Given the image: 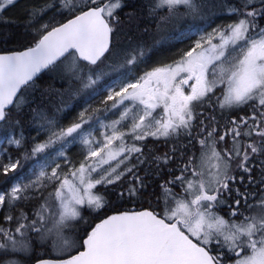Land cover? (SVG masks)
Here are the masks:
<instances>
[{"label": "snow or ice", "instance_id": "6c2138e0", "mask_svg": "<svg viewBox=\"0 0 264 264\" xmlns=\"http://www.w3.org/2000/svg\"><path fill=\"white\" fill-rule=\"evenodd\" d=\"M0 264H264V0H0Z\"/></svg>", "mask_w": 264, "mask_h": 264}, {"label": "trees", "instance_id": "16d2710c", "mask_svg": "<svg viewBox=\"0 0 264 264\" xmlns=\"http://www.w3.org/2000/svg\"><path fill=\"white\" fill-rule=\"evenodd\" d=\"M22 2H23V0H21V3H22ZM19 7H20V5H18L16 8L11 9V10L7 13V15H8V16H12L13 18L18 17V16L20 15V13H19ZM125 11H128V9H125ZM5 30H6V31H13V32L19 33V32H22V31H23V28L20 27L19 24H17V25H13V26H11V28H9V29H5ZM162 35H163V34H162ZM159 38H160V37H157V39H159ZM120 39H121V41H123V37H121ZM176 44L178 45V43L174 42V43L171 44V46H174V45H175L174 47H176V46H177ZM171 46H169V47L163 49V50H162V53L171 50ZM11 47H17V46H16V45H11ZM174 47H172V48H174ZM45 80L48 81V82H50V83L52 82V81L49 80L48 77H45ZM145 206H146V205H145ZM131 208H136L137 210H139V206H138V205H135V204H125V205L120 206L119 208H117V209H115V210H118V211H124V210H128V209H131ZM109 214H111V213H109ZM93 219H94V218H93ZM95 222H98V220H96ZM39 253L45 254L44 257H55V256H56V255L53 253V251H50V250H48V249H40V250H39Z\"/></svg>", "mask_w": 264, "mask_h": 264}, {"label": "rangeland", "instance_id": "374dc122", "mask_svg": "<svg viewBox=\"0 0 264 264\" xmlns=\"http://www.w3.org/2000/svg\"><path fill=\"white\" fill-rule=\"evenodd\" d=\"M222 22L223 21H219V20L217 21V23H222ZM172 43H174V42H172ZM191 43H192L191 41H185L182 43H178V45L176 44L177 45L176 47H174L175 45L171 46V50H169L167 52H163V55L171 57L180 50H186L190 46ZM172 47H174V48H172ZM156 58L157 57H153V60H155ZM185 90L187 91V89H185ZM112 118H115V117H112ZM33 134H35V133H33ZM221 214H223V213H221ZM53 253L55 255H57L54 251H53Z\"/></svg>", "mask_w": 264, "mask_h": 264}, {"label": "water", "instance_id": "95a60500", "mask_svg": "<svg viewBox=\"0 0 264 264\" xmlns=\"http://www.w3.org/2000/svg\"><path fill=\"white\" fill-rule=\"evenodd\" d=\"M99 222V221H98ZM44 258H55V257H44Z\"/></svg>", "mask_w": 264, "mask_h": 264}]
</instances>
